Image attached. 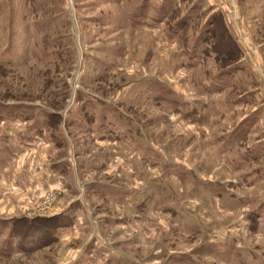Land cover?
<instances>
[{
    "label": "rangeland",
    "instance_id": "374dc122",
    "mask_svg": "<svg viewBox=\"0 0 264 264\" xmlns=\"http://www.w3.org/2000/svg\"><path fill=\"white\" fill-rule=\"evenodd\" d=\"M0 264H264V0H0Z\"/></svg>",
    "mask_w": 264,
    "mask_h": 264
}]
</instances>
